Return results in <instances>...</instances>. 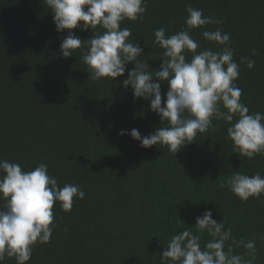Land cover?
Masks as SVG:
<instances>
[{
    "label": "trees",
    "instance_id": "trees-1",
    "mask_svg": "<svg viewBox=\"0 0 264 264\" xmlns=\"http://www.w3.org/2000/svg\"><path fill=\"white\" fill-rule=\"evenodd\" d=\"M187 5L223 21L192 33L201 47L218 51L201 32L221 27L238 64L241 57L255 60L252 69L240 65L235 83L250 112L264 113V0H147L142 21L121 24L143 47L139 59L159 69L162 50L152 43L154 30H180ZM52 19L44 0H0V159L26 171L46 163L61 187L76 183L85 192L70 212L54 205L59 227L49 243L34 248L28 264H159L169 237L194 226L209 209L214 220L228 222L237 240L255 237L257 264H264V240L257 235L264 234V203L243 202L218 188L232 171L264 175V156L247 160L232 153L224 121L214 120L215 131L198 134L176 155L166 146L143 148L130 135L120 136L134 128L147 136L160 118L149 101L134 100L130 87L124 89L127 71L113 83L93 81L80 50L62 57L67 30L58 33ZM73 31L91 38L90 31ZM166 91L165 82L162 106Z\"/></svg>",
    "mask_w": 264,
    "mask_h": 264
},
{
    "label": "clouds",
    "instance_id": "clouds-1",
    "mask_svg": "<svg viewBox=\"0 0 264 264\" xmlns=\"http://www.w3.org/2000/svg\"><path fill=\"white\" fill-rule=\"evenodd\" d=\"M44 4L52 14L56 31L67 30L60 43L62 57H71L80 50L93 81L109 79L113 83L127 71L122 81L124 89L130 87L134 100L149 101L150 111L160 118V126L147 136H141L135 128L130 133L121 130L120 136L130 135L143 148L166 146L176 155L198 134L215 131L214 120L224 121L232 153L247 160L264 156V113L250 112L241 101L243 90L235 83L240 65L252 69L255 60L241 57L238 64L230 34L221 27L201 32L203 39L214 43L218 51L201 47L192 36L197 29L222 25L221 19L205 16L202 9L187 5L180 30L167 34L165 27L155 29L152 43L162 50L156 70L139 59L145 54L132 29L121 27L124 21L144 19L147 0H44ZM75 29L90 31L91 38L82 40L75 35ZM252 54L256 55L255 49ZM130 63L134 67L128 69ZM218 188L227 189L243 202L254 198L264 203V175L259 171L254 175L232 171L219 179ZM84 197L79 184L65 183L61 187L57 178L48 173L46 163L26 171L19 162L0 159V264L8 259L28 264L34 248L49 243L54 229L59 227L54 223V205L58 203L67 213L74 198ZM212 217V210H206L196 217L194 226L172 234L159 254V264H257L256 238L237 240L224 218L217 221ZM257 235L264 240V234ZM236 249L243 251L238 253Z\"/></svg>",
    "mask_w": 264,
    "mask_h": 264
}]
</instances>
